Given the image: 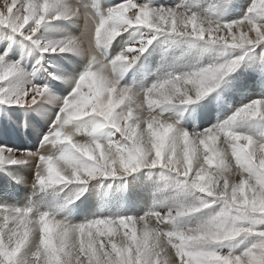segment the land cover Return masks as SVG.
I'll use <instances>...</instances> for the list:
<instances>
[{"label": "snow or ice", "instance_id": "obj_1", "mask_svg": "<svg viewBox=\"0 0 264 264\" xmlns=\"http://www.w3.org/2000/svg\"><path fill=\"white\" fill-rule=\"evenodd\" d=\"M204 2L4 0L0 28L42 54L88 60L75 76L53 74L72 86L61 97L47 83H33L10 49L0 52V107L57 106L39 149L0 146V170L35 169L25 203L0 201V264H264V132L245 127L264 124V96L202 130L189 131L177 114L220 94L242 67L264 62V0H252L238 19L226 18L234 0ZM81 19L80 36L48 35L57 22ZM136 31L141 38L110 58L111 44ZM163 42L184 63L164 68L150 84L124 82L149 48ZM200 54L203 60L186 59ZM81 136L86 139H75ZM47 146L53 150L45 152ZM155 168L165 179L157 195H202L164 200L163 210L153 203L143 214L119 209L80 222L69 218L94 181ZM193 220L202 222L188 226Z\"/></svg>", "mask_w": 264, "mask_h": 264}, {"label": "rangeland", "instance_id": "obj_2", "mask_svg": "<svg viewBox=\"0 0 264 264\" xmlns=\"http://www.w3.org/2000/svg\"><path fill=\"white\" fill-rule=\"evenodd\" d=\"M80 2H81V0H78V1L75 0L74 2L72 0L73 5H76V4L79 5L78 3H80ZM83 2H84V0H83ZM117 2H121V0L112 1V3H117ZM134 2L143 3L144 0H134ZM159 2L172 4V3L177 2V0H159ZM211 2L213 3V0H211ZM238 2H239V0H234L233 5L229 8V11L227 12V15H226L227 19H235V16H233L234 14L232 13L231 10H236V12H237L236 14H239V16L240 15L242 16L245 13V11L247 10V8L249 7V5L251 4L252 0H243L244 7L246 8V10L243 9V4L241 6H239V4H237ZM210 3H209V5H210ZM2 6H0V7H2ZM134 12H135V9L130 11L129 15L131 16ZM56 24L57 25L55 27L57 29L55 28L54 32H52V34L54 36L59 35V34L68 33V31L72 35L76 36L75 35L76 24L74 22H63V21H61V22H57ZM55 32L58 34H56ZM126 34H127L126 37L123 35L122 37H118L115 40V43H117V42L119 43L118 46L116 45V47L118 48L117 54H119V52L129 42H134L136 40H139L141 38V36L143 35V32L142 31H136L134 35H130L129 33H126ZM49 35H51V34L49 33ZM7 36L8 37L10 36L11 38L10 37L6 38ZM125 38H127L126 39L127 41L125 40ZM20 39L25 40L23 37L16 35V34H13L12 32H10L7 29L0 28V52L10 49V59L12 61H18L24 65H26V63H27V66L25 67V69H27V72L31 74V78L33 76V78H32L33 83H36V84L47 83L51 90H53V88H52V83H50V82H52L53 80L58 81L60 84L66 85L65 86L66 88L61 90L62 92L60 91V92H54V93L58 96H61V97L67 96L72 91V86L69 83H67L68 84L67 85L66 82H64L62 80L59 81V79L53 78V74L59 75V72L55 66L56 61L55 60L51 61L50 58L52 56H54L55 58L60 57L59 60H61V62L63 63V66H64L63 67L64 73H65L64 75H69L68 69H70V67H69L68 63H69V61L73 55H70V54H62V55L42 54L41 52H39L40 50L36 48L37 56L33 57V59L34 58L38 59V57H39L38 61H40V58H41V65H40V63H39V65L43 66L46 64V66H43L42 68H40V71H37L38 76H39L37 78L36 77L37 72H35V71H36L38 63L36 62L32 68L31 62H33V61L30 59L28 60L29 56L27 55V54H29L30 51L28 52L27 49H23L21 54L15 53L16 56L13 54L14 53L13 50L17 46L16 42L19 41ZM161 39H163V38H161ZM19 43L21 44V42H19ZM29 43H31V42L29 41ZM33 47L35 48V46H33ZM22 48H23V45H22ZM114 50H116V49H114ZM180 55H181V53L174 50L173 46H171L169 43L163 42V43H160L158 45H154L153 47L149 48L148 52H146L144 54V56L141 57L140 61L125 74L124 82L136 83L138 87L141 85L143 86L146 84H150L151 82H153L156 79L157 74L160 71H162L164 68L170 67L173 64L184 63V61H181L178 59V57ZM204 55L205 54H200V55L189 57L186 59H191L192 62H196L197 60H203ZM21 56H23L22 57L23 59L21 58ZM74 58H76V60L78 61L79 64H82L84 62L82 56L74 55ZM165 59H167V61H164ZM62 60H64V61H62ZM254 63L256 65L255 67H242L238 72H236L234 74V77L232 78V83L224 86L222 91L220 92V94L214 93V94H212V96H210L206 100L202 101L200 103V105L192 106L187 111L178 112L177 114L180 116L182 125L186 129H188L189 131H192L194 129L195 130H202L204 128H208L211 125L217 123L218 121H222L224 119H227L232 114V112L236 108L241 106L243 103H247V102H250L252 99H257V98H261L262 96H264V81H262V75H264V62L255 61ZM86 64H87V60L84 63V65H86ZM39 65H38V68H39ZM144 66L147 68L149 67V68L144 70ZM28 67L31 70H33L35 73L33 71H31ZM80 70H79V72H80ZM144 73L145 74L149 73V74L147 77L144 78V76H145ZM39 74H41V75H39ZM139 76H141V77H139ZM138 77H139V79H138ZM87 89H88V87H87V85H85L82 90L87 92L88 91ZM38 99H40V98L38 97ZM49 107H51V104H49V103H48L46 109H44V107L36 108L35 106L33 108H19V107H6L5 108V107H0V111H1L0 116H2V117H0V119H2V120H0V142H1L0 146L6 145V144H4V139L8 135V133H10L13 136V138H16V141H17V143H15V145L11 146V148L25 149L21 144V138H20L21 135H19V132H18L17 137H16L17 133L15 134V133L10 132L9 128L12 127V122L10 120H8L9 116L7 115L8 118L6 116V114H8L7 110L11 109L12 119H13V121H15L14 122L15 125H18L17 126L18 129L20 126L22 127V125L25 124L24 119L20 121L21 114L22 115L26 114L27 119L31 114H33V116L37 115L36 118L38 120L35 118L34 119L29 118V120H28V123L36 131L37 125L38 124L41 125L40 120H43V118H44L42 114H45V112H47ZM39 110L42 111L41 114H37V111H39ZM56 110H57V108H56ZM21 123H22V125H21ZM48 123H47L46 127L43 128V131H45L47 129V127H49ZM245 127H246V130H248V131H252V132H256V133L264 132V124H261V123H252V124H249ZM12 129H13V127H12ZM107 135H108V133L105 132V138H107ZM75 138L77 139V137H75ZM78 138L79 139H77V140H81V141L86 139V137H82V136L78 137ZM221 139L223 140V137ZM6 146H8V145H6ZM8 147H10V146H8ZM34 147H35V149H34ZM34 147H33V149H31L32 151H36L37 149H39L40 141H39V144L37 146L35 145ZM17 155H19V153H17ZM232 179L235 181H238L240 179V177L238 175L233 174ZM31 180H30V183L27 182V185L25 184V188L28 190V192H26V196L22 199L23 201H26L27 198H29L28 194L30 192L32 193V190H31L32 189V185H31L32 183L31 182H33V179H31ZM3 183H4V185H6V182H4V180H3ZM29 184L31 185V189H29L30 188ZM93 184L95 185V188L92 186H89L88 191L81 198V200H78L76 202V205L72 206L73 211L71 212V215L69 218L74 220L75 222H80L86 216H91L93 213H96L98 211H117L119 209H123V210L130 212V213L143 214V212L146 211L148 207L153 205V203H157V205L160 206L163 210V201L164 200L170 201V200H175V199H183V200H188V201H194L195 199L199 198L202 195L199 192H185V193H180L178 195L173 190H169L168 192L164 193L162 196L157 195V190L160 187H163L165 184V179L163 176V170L160 168L144 169L139 173H136L132 176L126 177L124 180H117V181L106 180L103 182L94 181ZM133 185H135V186H133ZM139 185H140V187H139ZM144 187H146L147 189ZM94 190H95V192H94ZM88 194H90V195H88ZM95 194L97 197H95ZM137 196L139 199H137ZM7 199L12 200L14 202L18 201L16 198L11 199L10 197H7ZM92 200H94V201H92ZM105 200H107V201H105ZM89 201L93 202L96 205L94 207L97 210L93 207V209L96 211L93 213H90V214L88 212V214H86V212L90 209L88 207L89 204H86L87 202L90 203ZM132 205H133V207H132ZM103 206H105V207H103ZM101 208H102V210H101ZM200 222H202V221L193 220V222L190 223L188 226H195L196 223H200ZM160 227L165 228V229L167 228L166 225H161ZM245 242L246 241L242 240L240 242V245L242 246Z\"/></svg>", "mask_w": 264, "mask_h": 264}, {"label": "bare ground", "instance_id": "obj_3", "mask_svg": "<svg viewBox=\"0 0 264 264\" xmlns=\"http://www.w3.org/2000/svg\"><path fill=\"white\" fill-rule=\"evenodd\" d=\"M1 2H0V6H2L3 5V3H4V0H0ZM75 0H73V2H74ZM76 1H78V0H76ZM112 1H114V0H103V2L106 4V5H111V4H114V3H112ZM84 2L85 3H90L91 2V0H84ZM211 2V0H205V2H204V4L202 5V7H211V5H212V2ZM215 2V0H213V3ZM68 3L69 4H72L73 5V3H72V0H68ZM209 3H210V5H209ZM79 4V3H78ZM237 4H239V6H241L242 4H243V9H245L246 10V8L244 7V2H243V0L241 1V0H239V2L237 3ZM77 5V4H76ZM134 10V9H133ZM232 11V13L234 14L233 16H235V19H238V18H240L241 17V15L239 16V14H236L237 12H236V10H231ZM75 24H76V33H75V35L76 36H80V34L84 31V28H85V22H84V20L83 19H81V20H79V21H76V22H74ZM57 25V24H56ZM79 25V26H78ZM56 28V27H55ZM60 28V27H59ZM57 29V28H56ZM63 29V28H62ZM81 30V31H80ZM58 31V30H57ZM67 31V30H66ZM61 32V31H60ZM56 33V32H55ZM62 33V32H61ZM68 33H70L69 31H68ZM51 35H49L50 37H54V35L52 34V33H50ZM56 34H58V33H56ZM60 35V34H59ZM126 33L124 34V36L126 37ZM11 36V35H10ZM9 36V37H10ZM8 36L6 37V38H9ZM16 37V36H15ZM11 38V37H10ZM3 39V38H2ZM127 38H125V40H126ZM130 39V38H129ZM16 41V40H15ZM127 41V40H126ZM11 42V41H10ZM19 42H21V44L19 43ZM19 43V44H18ZM165 43V42H164ZM167 43V42H166ZM118 42L117 43H115V41L111 44V47L107 50V51H109V57L111 58V57H114L115 55H117V47H116V45L118 46ZM125 44V43H124ZM16 47L14 48V55H15V53L16 54H21L22 53V50L23 49H27V51L29 52V54H27L28 56V60L30 59V60H32L33 62H31V65H32V68H33V66L35 65V63L39 60V57H38V59H33V57H35V56H37V54H36V52H37V50H36V48H34L32 45H31V43H29V41L27 42V41H25V40H19V41H17L16 42ZM22 45H23V48H22ZM85 47H87V44L85 45ZM170 47V46H169ZM30 48V49H29ZM13 49V48H12ZM11 49V50H12ZM114 49H116V50H114ZM168 50V49H167ZM39 51V50H38ZM93 51H95L94 49H93ZM166 51V50H165ZM24 52V51H23ZM27 52V53H28ZM40 52V51H39ZM38 52V53H39ZM151 52V51H150ZM40 54V53H39ZM38 54V55H39ZM97 54V53H96ZM152 54V53H151ZM162 54V53H161ZM168 54V53H167ZM13 56V55H12ZM16 56V55H15ZM40 56V55H39ZM23 56H21V58H22ZM43 57V56H42ZM57 57V56H56ZM97 57H98V59H100V60H103V57H101V56H99V54H97ZM60 58V57H59ZM59 58H55L54 56H52L50 59H51V61H53V60H55L56 62H55V66H56V68L58 69V72H59V75H63V76H75V75H77L78 73H79V70L81 69H83L86 65H84V63L86 62V60H88V57H85L84 58V56H82V58H83V63L82 64H79L78 63V61L76 60V58H74V55L72 56V58L70 59V61H69V63H68V65H69V67H70V69H68L69 70V75H64L65 73H64V66H63V63L61 62V60H59ZM23 59V58H22ZM43 59V58H42ZM27 60V59H26ZM69 60V59H68ZM50 61V60H49ZM62 61H64V60H62ZM164 61H167V59H165ZM44 62V61H43ZM46 62V61H45ZM22 64V63H21ZM23 65V67L25 68L26 66H27V63H26V65H24V64H22ZM29 65V64H28ZM39 65V64H38ZM38 65H37V68H36V71L35 72H37V71H40V68H42L43 66H46V64L45 65H43V66H40L41 65V58H40V65H39V68H38ZM29 68V67H28ZM149 68V67H148ZM147 67H145L144 66V70L145 69H148ZM30 69V68H29ZM26 71H27V69H25ZM31 70V69H30ZM35 70V69H34ZM67 70V71H68ZM80 70V71H81ZM31 71H33V70H31ZM154 71V70H153ZM34 72V71H33ZM34 72V73H35ZM152 73V72H151ZM141 74V73H140ZM145 74V73H144ZM148 74L149 73H146L145 74V76H144V78L145 77H147L148 76ZM153 74V73H152ZM39 75H41V74H39ZM35 76V75H34ZM36 77L38 78L39 76H38V72L36 73ZM139 77H141V76H139ZM139 77H138V79H139ZM32 78H33V76H32ZM41 78V77H40ZM43 78V77H42ZM47 80V79H46ZM45 80V81H46ZM60 81V80H59ZM47 82V81H46ZM50 83H52V88H53V90H52V92L54 93V92H60L62 89H65L66 87V85H63V84H60L58 81H52V82H50ZM143 83V82H142ZM67 84V83H66ZM68 85V84H67ZM142 86V85H141ZM88 90V89H87ZM65 91V90H64ZM69 91V90H68ZM62 92V91H61ZM38 100H40V99H38ZM47 105H48V103L47 102H45L44 104H43V107H44V109H46V107H47ZM56 105H54V104H51V107H49L48 108V110H47V112H45V114H42L43 115V120H40L41 121V125H37V130L35 131L32 127H31V125L28 123V120H29V118L30 119H37L36 118V116H33V114H31L29 117H28V119H27V115L26 114H21V119H20V121L21 120H23L24 119V123L25 124H23L22 125V123H21V125H22V127L20 126L19 127V129H18V125H15V121H13V119H12V112H11V109H9V110H7V112H8V114H6V116L8 115L9 116V118H8V116H7V118H8V120H10L11 122H12V127H13V129H12V127L11 128H9L10 129V132L11 133H17V135H16V137L18 136V132H19V135H21L20 136V138H21V144H22V146L25 148V149H28V150H31V149H33V147L36 145H38L39 144V141H40V139H41V137H42V134H44L45 132H47L48 131V127H47V129L45 130V131H43V128L44 127H46V125H47V123L50 121L47 117H48V114H50V113H54V111L56 110ZM3 109V108H2ZM1 112V111H0ZM42 113V111L41 110H39V111H37V114H41ZM25 116V117H24ZM0 117H2V116H0ZM4 117V116H3ZM17 119V118H16ZM15 119V120H16ZM0 120H2V119H0ZM38 120V119H37ZM9 121V122H10ZM10 122V123H11ZM50 123V122H49ZM48 123V124H49ZM10 126V125H9ZM8 129V130H9ZM24 131H26L28 134H29V136H30V138L33 140V144L29 147V146H27L26 144H25V142H24ZM14 134V135H15ZM76 139V138H75ZM77 139H79L78 137H77ZM1 143V142H0ZM15 143H17V141H16V138H13V136L10 134V133H8V135L5 137V139H4V144H6V145H8V146H13V145H15ZM2 146V145H1ZM34 149H35V147H34ZM53 150V148H52V146H47L45 149H44V151L45 152H49V151H52ZM34 172H35V169H34V167H19V168H13V169H11L10 171H5V170H0V201H3V202H7V203H20V204H23V203H25L26 201H23L22 199L26 196V192H28V190L25 188V184L27 185V182H29L30 183V180L31 179H33L34 178ZM15 175H19V176H22V177H24L25 178V180H26V183H18L19 184V186H20V193H17V192H14V191H12L11 189H10V185H11V182L12 181H15L16 182V180L15 179H13V176H15ZM142 179V178H141ZM3 180H4V182H6V185H4V183H3ZM32 181V180H31ZM163 181V180H162ZM32 183V182H31ZM134 183V182H133ZM164 183V182H163ZM97 184V183H96ZM142 184V183H141ZM32 185V184H31ZM31 185L29 184V189H31ZM133 186H135V185H133ZM148 186V185H147ZM146 186V187H147ZM139 187H140V185H139ZM146 187H144V188H146ZM95 188V187H94ZM137 188V187H136ZM135 188V189H136ZM161 188V187H160ZM97 189V188H96ZM95 189V190H96ZM147 189V188H146ZM149 189V188H148ZM32 190V189H31ZM91 190V189H90ZM95 190H94V192H95ZM110 190V189H109ZM144 190V189H143ZM30 191V190H29ZM112 191V190H111ZM139 191V190H138ZM150 191V190H149ZM91 194V193H90ZM90 194H88V195H90ZM142 195V194H141ZM31 196V192L28 194V197H30ZM7 197H10L11 199L12 198H16L18 201H16V202H14V201H12V200H9V199H7ZM91 197V196H90ZM95 197H97L96 196V194H95ZM99 197V196H98ZM144 198V197H143ZM84 199V198H83ZM88 199V198H87ZM97 199V198H96ZM137 199H139L138 198V196H137ZM102 200V199H101ZM108 200V199H107ZM107 200H105V201H107ZM87 201V200H86ZM92 201H94V200H92ZM90 203H86V204H89L88 205V207L90 208L87 212H86V214H88V212H89V214L90 213H93V212H95L97 209L94 207V206H96L93 202H91V201H89ZM98 202V201H97ZM96 203V202H95ZM102 203V202H101ZM144 203V202H143ZM99 204V203H98ZM104 204V203H103ZM100 206V205H99ZM93 207L96 209V210H94L93 209ZM102 207V206H101ZM103 207H105V206H103ZM107 207V206H106ZM132 207H133V205H132ZM105 209V208H104ZM101 210H102V208H101ZM84 215V214H83Z\"/></svg>", "mask_w": 264, "mask_h": 264}]
</instances>
